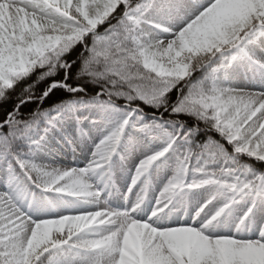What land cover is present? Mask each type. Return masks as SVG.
Returning a JSON list of instances; mask_svg holds the SVG:
<instances>
[{
    "label": "snow or ice",
    "instance_id": "snow-or-ice-1",
    "mask_svg": "<svg viewBox=\"0 0 264 264\" xmlns=\"http://www.w3.org/2000/svg\"><path fill=\"white\" fill-rule=\"evenodd\" d=\"M241 69L260 78L261 90L238 82ZM21 81L28 87L0 121V161L8 165L0 264H264V226L258 236L214 230L241 202L249 206L240 224L264 206V0H0V101ZM88 82L99 90L86 100ZM56 89L72 97L22 112ZM86 105L117 113L88 165L42 162L49 128ZM42 122L49 127L39 135ZM129 127L145 138L128 186L139 194L118 209L94 178L109 171ZM201 133L207 138L197 142ZM181 145L173 175L142 218L151 169ZM205 186L213 191L191 224L167 222L175 197ZM34 187L95 207L34 217Z\"/></svg>",
    "mask_w": 264,
    "mask_h": 264
},
{
    "label": "rangeland",
    "instance_id": "rangeland-1",
    "mask_svg": "<svg viewBox=\"0 0 264 264\" xmlns=\"http://www.w3.org/2000/svg\"><path fill=\"white\" fill-rule=\"evenodd\" d=\"M235 78L240 84L249 87L251 90H261L260 78L253 76L251 72H245L241 69ZM115 118V112L104 111L95 105L82 106L75 111H65L62 118L49 128L44 148L38 153L39 159L44 163L54 164L55 166L86 167L96 146L103 138L105 128ZM45 127L49 126L46 125ZM38 134H44L43 129ZM144 141L143 134L137 128L129 127L112 157L109 171L94 178V182L101 185L103 189L102 199L112 207L118 209L128 208L134 204L139 194V186L131 194L128 193V186L136 165L143 158L142 144ZM178 150L177 148L175 151L170 152L163 161L158 162L151 169L150 188L140 210L142 218L151 215L159 191L167 179L173 175L180 156ZM7 168V163L0 161V188L4 187V182L8 178ZM35 190V187L32 188L31 196L27 201L30 214L34 217H52L74 211L90 210L95 207V205L67 194H55L41 189ZM212 191L211 186H205L175 197L169 207H171V210L175 209L178 212L172 216L169 215L171 210L167 211L165 209L168 214L167 222L191 224L189 222L196 218L195 215L200 205ZM187 206L191 207L190 213L186 209ZM248 206L247 202H241L235 207L230 216H224L220 219L214 230L223 229L226 232L235 233L239 229L240 235L258 236L259 229L264 226V206L258 204L256 214L245 221L244 224H240L239 219L247 211ZM199 219H203V214Z\"/></svg>",
    "mask_w": 264,
    "mask_h": 264
},
{
    "label": "trees",
    "instance_id": "trees-1",
    "mask_svg": "<svg viewBox=\"0 0 264 264\" xmlns=\"http://www.w3.org/2000/svg\"><path fill=\"white\" fill-rule=\"evenodd\" d=\"M78 52H75L73 54H70L75 57ZM31 82V81H29ZM51 82V78L47 82L45 81H40L35 84V87L33 89V92L36 94L42 93V91L47 88L48 83ZM28 84L25 83L24 81L20 82V85H18L17 89L12 92V94L9 96V98L6 101H0V121H3L7 118V115L9 112L13 110V108L19 104L21 94L23 92V89L27 88ZM86 88V95L85 99H90L91 96L96 94V91L99 90V86L92 84L91 82H88L87 84L84 85ZM72 97V94L65 91L64 89H56L53 91L52 94H50L44 101L43 103H40L39 100H32L30 102L25 103L22 105V112L27 115L37 109L39 107L41 110H51L54 109L56 105L61 104L62 102L68 101ZM125 102L122 100L117 101V107L123 108ZM145 112L151 113L155 111L154 109L149 108L147 105H144ZM145 119H151V116H146ZM44 123L42 122L41 128L44 127ZM207 137L201 133L196 137L197 142H202L205 140ZM180 153L184 150L183 146L181 145L179 147ZM256 167H260V164H255ZM37 190V189H36Z\"/></svg>",
    "mask_w": 264,
    "mask_h": 264
},
{
    "label": "bare ground",
    "instance_id": "bare-ground-1",
    "mask_svg": "<svg viewBox=\"0 0 264 264\" xmlns=\"http://www.w3.org/2000/svg\"><path fill=\"white\" fill-rule=\"evenodd\" d=\"M83 111V110H82ZM186 209H187V211H188V213H190L191 212V207L190 206H187L186 207ZM169 210H171V207H168V209H167V211H169ZM178 211L177 210H175V209H172L170 212H169V215H175L176 213H177ZM195 217H196V215H195ZM221 219V218H220ZM193 221V220H192ZM192 221H188L189 223H192ZM217 232H226L225 230H223V229H220V230H217Z\"/></svg>",
    "mask_w": 264,
    "mask_h": 264
}]
</instances>
